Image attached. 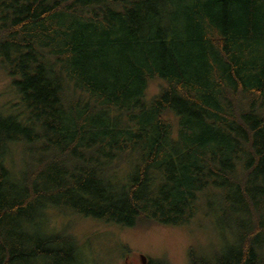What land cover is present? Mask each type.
<instances>
[{
  "label": "trees",
  "instance_id": "trees-1",
  "mask_svg": "<svg viewBox=\"0 0 264 264\" xmlns=\"http://www.w3.org/2000/svg\"><path fill=\"white\" fill-rule=\"evenodd\" d=\"M0 67V264H84L53 213L264 264V0H0Z\"/></svg>",
  "mask_w": 264,
  "mask_h": 264
},
{
  "label": "rangeland",
  "instance_id": "rangeland-1",
  "mask_svg": "<svg viewBox=\"0 0 264 264\" xmlns=\"http://www.w3.org/2000/svg\"><path fill=\"white\" fill-rule=\"evenodd\" d=\"M12 99L10 77L0 67V107ZM64 224L77 237L84 264H148L150 259L185 264L189 245L204 247L213 238L211 229H197L193 224L123 227L56 213L51 215L48 229L57 230Z\"/></svg>",
  "mask_w": 264,
  "mask_h": 264
}]
</instances>
